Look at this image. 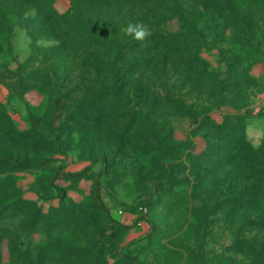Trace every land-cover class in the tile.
<instances>
[{
    "label": "rangeland",
    "instance_id": "obj_1",
    "mask_svg": "<svg viewBox=\"0 0 264 264\" xmlns=\"http://www.w3.org/2000/svg\"><path fill=\"white\" fill-rule=\"evenodd\" d=\"M0 264H264V0H0Z\"/></svg>",
    "mask_w": 264,
    "mask_h": 264
},
{
    "label": "clouds",
    "instance_id": "obj_2",
    "mask_svg": "<svg viewBox=\"0 0 264 264\" xmlns=\"http://www.w3.org/2000/svg\"><path fill=\"white\" fill-rule=\"evenodd\" d=\"M123 32L126 36H130L136 41H144L151 35L150 31L142 23L129 22Z\"/></svg>",
    "mask_w": 264,
    "mask_h": 264
},
{
    "label": "trees",
    "instance_id": "obj_3",
    "mask_svg": "<svg viewBox=\"0 0 264 264\" xmlns=\"http://www.w3.org/2000/svg\"><path fill=\"white\" fill-rule=\"evenodd\" d=\"M98 198H99V195H98ZM100 199V198H99Z\"/></svg>",
    "mask_w": 264,
    "mask_h": 264
}]
</instances>
